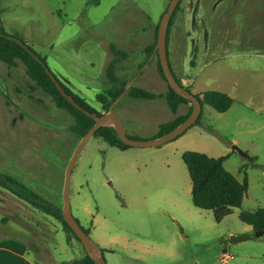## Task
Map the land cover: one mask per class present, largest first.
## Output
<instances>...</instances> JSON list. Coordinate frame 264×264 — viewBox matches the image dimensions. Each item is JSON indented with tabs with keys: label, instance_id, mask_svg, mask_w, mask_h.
<instances>
[{
	"label": "rangeland",
	"instance_id": "obj_1",
	"mask_svg": "<svg viewBox=\"0 0 264 264\" xmlns=\"http://www.w3.org/2000/svg\"><path fill=\"white\" fill-rule=\"evenodd\" d=\"M169 1L0 0V26L20 36L46 59L63 86L102 115L106 112L96 96L104 89L110 45L128 52L121 78L137 77L134 86L152 93L167 91L155 57L145 62L144 51L154 42ZM169 31L179 32L175 57L168 34L170 68L177 79L192 80V94L219 91L264 98V85L247 89L248 94L242 88L246 78H264V61L252 57L264 55V0H181ZM251 36L255 39L248 45ZM216 54L226 59L206 67ZM243 110L238 102L225 114L203 107L197 125L156 148L121 152L100 139L88 141L71 172V212L104 250L107 264H222L225 255L230 257L226 264H264V235L229 242L230 236L250 234L238 219L241 211L264 208V167L257 159L259 167H252L249 158L255 157L247 151L257 134L249 133L243 117L235 118ZM115 113L127 134L138 140L154 138L158 126L174 118L162 99L123 96ZM73 124L28 79L20 62L16 67L0 63V173L61 209L65 171L80 142L69 131ZM233 146L246 158L232 153ZM186 151L214 158L233 154L223 164L225 170L240 182L245 175L250 178L241 206L220 223L212 212L192 206L191 182L181 160ZM7 195L12 207L0 211V234L24 246L33 264H69L85 255L82 244L68 239L58 221Z\"/></svg>",
	"mask_w": 264,
	"mask_h": 264
},
{
	"label": "trees",
	"instance_id": "obj_2",
	"mask_svg": "<svg viewBox=\"0 0 264 264\" xmlns=\"http://www.w3.org/2000/svg\"><path fill=\"white\" fill-rule=\"evenodd\" d=\"M92 1L94 3L99 2V0ZM178 9L179 4L169 23L167 42L169 30ZM158 27L159 22L155 27L154 42L145 48V62L150 58L154 51ZM109 54L111 59L105 69L104 89L101 94L96 96V101L101 105L104 112H108L112 103H114L123 93L128 82V80L121 78L118 75L121 63L128 58V52L119 50L114 45H110ZM155 60L156 72L159 78L167 85V91L163 94H156L136 87L133 84L129 87L124 96L131 100L163 99L166 102L174 118L171 121L158 126L157 134L154 136V138H157L169 133L175 127L184 122L192 111V105L189 101L179 97L172 89H170L164 80L160 63L156 55ZM18 62L23 65L28 79L50 98L54 106L67 113L73 119L74 124L69 131L81 139L92 128L94 121L68 103V101L62 96L58 87L52 80V73L49 71L46 59L28 48L20 36L16 34H8L0 26V63L9 67H16ZM145 62L142 63L140 68ZM174 77L181 85L180 79H177L175 75ZM57 82L65 93L72 96L75 103L84 111L88 113H96L98 116L101 115V113H98L95 109L90 107L83 98L73 94L58 80ZM185 89L190 92L189 88ZM195 96L198 98L201 108L208 107L219 114L227 113L234 103V100L229 95L219 91H206ZM180 106H187L188 110L186 114L177 115V110ZM200 119L201 114L195 125L199 123ZM92 138L100 139L111 148L121 152L131 149V147L120 142L112 127H102L98 129ZM128 138L138 140V138L131 137L130 135H128ZM228 156L229 155H225L214 158L194 151H186L181 155V160L187 169L191 182L192 206L198 210L212 212L216 223H220L224 218L231 216L233 210L241 206L248 190V180L246 175L240 182L231 173L225 170L223 164ZM249 160L254 162L252 167H259L258 165H255L256 158H249ZM0 189L11 194L32 209L58 221L61 224L63 231L66 233L67 238H74L80 243L76 235L64 222L61 215V208L44 200L16 179L1 173ZM238 219L241 223L250 227L253 232H264V208H259L254 211H241L238 215ZM82 229L87 235H89V230ZM102 252H104V250H102ZM69 264H94V262L85 252V255L82 258L74 260Z\"/></svg>",
	"mask_w": 264,
	"mask_h": 264
},
{
	"label": "water",
	"instance_id": "obj_3",
	"mask_svg": "<svg viewBox=\"0 0 264 264\" xmlns=\"http://www.w3.org/2000/svg\"><path fill=\"white\" fill-rule=\"evenodd\" d=\"M180 0H170L169 4L166 8V11L161 16L159 27L157 31L156 44L154 47V51L150 56V60H152L155 55L157 56L160 68L162 70V74L164 76V80L179 97L187 100L192 105V111L187 119L182 122L180 125L175 127L169 133L162 135L157 138L149 139V140H133L128 138L126 130L124 128L123 122L121 118L115 113V106L119 102V100L126 94L127 90L131 85H133L135 78L131 79L127 82L123 93L120 97L112 103L108 112L98 116L96 113H88L84 111L81 107H79L72 96L65 93V91L60 87L57 80L51 75L53 82L58 87L62 96L73 105L80 112L85 114L87 117L94 121V125L92 128L80 139V142L74 151L65 171V182H64V191H63V200L64 205L61 209V215L64 222L71 229V231L76 235L80 243L82 244L86 254L88 257L94 262V264H107L102 249L87 235L76 219L73 217L71 212V203L69 198V184L71 178V172L74 167V164L77 160L78 155L80 154L83 147L88 143V141L94 136L96 131L102 127H112L116 132L121 143L131 148H156L167 144L183 135L190 127L194 126L196 121L199 119L202 108L198 98L186 90L182 85H180L175 79L171 68L169 66L168 57H167V33L168 27L173 13L175 12ZM232 151H237L242 157H245L246 154L241 152L237 147L233 146ZM264 235L263 231L253 232L246 235H234L229 237V242L231 244L239 243L245 240H252L255 238H260Z\"/></svg>",
	"mask_w": 264,
	"mask_h": 264
},
{
	"label": "crops",
	"instance_id": "obj_4",
	"mask_svg": "<svg viewBox=\"0 0 264 264\" xmlns=\"http://www.w3.org/2000/svg\"><path fill=\"white\" fill-rule=\"evenodd\" d=\"M217 6H218V3L215 5V7H217ZM170 34H171L170 41L172 43L171 52H172L173 57H175L176 51H177V49L175 48V44H176V39L179 36L178 35L179 32H177V31L170 32ZM253 37L254 36H251L247 39L248 45L253 44V40L255 39ZM218 40H220V37L218 38ZM230 40H234V37L231 36ZM167 50H168V44H167ZM195 51H196L195 53H197V54L199 53L198 48H196ZM167 53H168V51H167ZM240 56L241 55L235 56V58H239ZM167 57H168V54H167ZM252 57L253 58H261L264 61V55L263 54L262 55L254 54ZM225 59L226 58L224 56L216 54L215 56L212 57V59L207 61L205 66L209 67V66H211L212 63L220 61V60H225ZM168 62L170 65L169 59H168ZM249 69L253 70L251 68V62L249 64ZM140 75H138V77ZM180 82L184 88L192 87V80H190V79L180 78ZM234 85L237 86V83L235 82ZM263 85H264V78H262L260 81L257 80V77L254 79L246 78L245 85L242 88L246 89L245 92L247 93L248 92L247 89H250V88L255 87V86H263ZM159 93L163 94L165 92H159ZM227 94L230 95V97L234 100L233 105L238 102V104H240L242 109H244L241 112H237L235 114V118H237V119L239 118L236 116L243 117L245 123H247V127H249V133L257 134L256 137L258 139H254V140L250 141L248 144L247 151L250 153V154H248V156L249 157H255L257 159V162H259L264 167V98L257 100V99H255L256 97H254V96L245 97L243 95L238 96L237 94H231V93H227ZM162 101H164V100L162 99ZM182 107H183L182 110L180 109L181 106L178 108L177 115L186 114V112L188 110L187 106H182ZM236 142L237 141L234 140V143H236ZM231 152L233 153L232 150H231ZM232 156H234V155L232 154L230 156V158H228L224 163L226 164L232 158ZM243 158H246V157H243ZM238 173H239V170H238ZM263 177H264V175H263ZM248 183L250 184V178H249ZM249 184H248V187H249ZM4 192L5 191L0 190V211H2V212L7 211V209H10L12 207V202L10 201L11 199H10L9 195H7L9 193L6 194ZM247 192H248V190H247ZM252 211H254V210H252ZM251 232H253V231L250 228V230H248L247 233H251ZM37 254H40V253H37ZM0 264H33V262H31V260L29 258V254L27 252V249L24 248V246L19 247V246H17V243H15V240L10 239L9 237H6L5 234H0Z\"/></svg>",
	"mask_w": 264,
	"mask_h": 264
},
{
	"label": "built area",
	"instance_id": "obj_5",
	"mask_svg": "<svg viewBox=\"0 0 264 264\" xmlns=\"http://www.w3.org/2000/svg\"><path fill=\"white\" fill-rule=\"evenodd\" d=\"M222 264H225L226 261H228L230 259V257L228 255H225L224 257H222Z\"/></svg>",
	"mask_w": 264,
	"mask_h": 264
}]
</instances>
